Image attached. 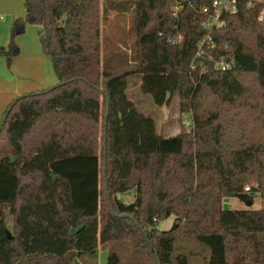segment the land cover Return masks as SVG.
<instances>
[{
	"label": "trees",
	"instance_id": "obj_1",
	"mask_svg": "<svg viewBox=\"0 0 264 264\" xmlns=\"http://www.w3.org/2000/svg\"><path fill=\"white\" fill-rule=\"evenodd\" d=\"M190 1L194 6L174 17L175 0H25V16L14 19L0 56H17V37L37 25L59 83L18 96L0 124V264H81L76 250L63 249L71 219L64 194L78 210L79 228L98 225L107 264H139L123 258L129 245L145 264H189L186 255H173L183 235L210 247L205 264H264V208L223 205L226 198L252 201L244 191L251 182L264 194V4L240 0L237 13L223 14L225 26L211 32L213 59L199 58L192 71L208 32L201 9L212 0ZM110 9L133 10L131 54L103 36ZM177 31L184 41L172 44ZM223 56L234 57L233 69L217 68ZM134 74L157 106L178 95L192 129L158 133L155 119L128 96ZM41 153L70 187L56 199L65 222L51 229L56 251H28L21 235L22 191L48 175L24 168ZM133 190L130 203L118 197ZM173 215L171 228L161 229Z\"/></svg>",
	"mask_w": 264,
	"mask_h": 264
},
{
	"label": "rangeland",
	"instance_id": "obj_2",
	"mask_svg": "<svg viewBox=\"0 0 264 264\" xmlns=\"http://www.w3.org/2000/svg\"><path fill=\"white\" fill-rule=\"evenodd\" d=\"M5 3V6L2 7L3 10H0V28L3 27L5 30L6 41L8 36L10 38L14 13L23 12L24 14V0H5ZM132 17V9L129 11L110 9L109 19L103 27V36L109 39V45L121 47V49L126 46L130 54L135 41V34L132 30ZM38 31L39 26L27 24L25 32L17 37L18 45L21 42L25 47L24 50L26 49L29 53H32L35 48L37 51H42ZM19 47L21 49L20 45ZM44 57V59L37 61L33 65V71L36 72V77H41L43 81L46 79L50 80L53 77L56 79L57 77V83L50 85L55 86L59 83V78L55 72L53 62L49 56L45 55ZM23 66L28 67V62H25ZM141 83V75L134 74L130 76L128 96L142 113L155 119L158 133L164 137H170L181 130L190 131L192 129V114L191 112L181 111L178 95L174 97L170 104L157 106L152 96L142 91ZM36 168L46 169L48 175L43 185L31 184L22 191L23 209L21 223L23 224V230L21 235L28 251H56L59 245V237L51 229L53 227L63 229L65 226V222L56 207V199L58 195L63 194V191H70V187L66 181L58 178L48 169L47 155L45 153L37 155L24 170L32 171ZM131 192L126 196V193H119V197L125 200H131L132 198L134 200L135 191ZM252 200L253 203L248 205L247 201L238 198H226L223 205L227 209L264 208V198L261 194H256ZM61 201L71 215L69 237L63 249L76 250L78 254L77 261L81 264H102V260L104 264H107L109 248H104L100 244L98 225L94 224L87 228H79L76 218L78 210L72 205L70 195H62ZM174 218L175 216L173 215L162 221L159 227L163 230L170 229ZM8 225V235L10 236L13 228L10 218ZM128 248L124 247L121 249L125 260L134 257L139 264H145V257L142 253L130 245ZM96 252H99L98 258L95 256ZM178 254L186 255L189 264H205L211 256V249L196 237L183 235L175 242L173 255L176 256Z\"/></svg>",
	"mask_w": 264,
	"mask_h": 264
},
{
	"label": "crops",
	"instance_id": "obj_3",
	"mask_svg": "<svg viewBox=\"0 0 264 264\" xmlns=\"http://www.w3.org/2000/svg\"><path fill=\"white\" fill-rule=\"evenodd\" d=\"M5 4V0H0V10H3L2 7L5 6ZM25 13L26 11L24 6V14L23 12H15L14 19L16 17L25 16ZM5 39V30L3 27H1L0 45L7 47L10 38L8 36L6 41ZM19 45L21 46V49L20 53L17 56H0V124L2 122L5 110L7 109L9 104L18 96L33 91L47 89L51 87L50 85L52 83H57L58 81L57 77L56 79L53 77L50 80L46 79L45 81H43L41 80V77L37 78V74H35L36 72L33 71V65H35L37 61H41L45 58L43 50L37 51V49L35 48L32 53H29L26 49L24 50L25 47L21 42H19ZM25 62H28V67L23 66ZM128 193L130 192H126L125 196ZM120 199L127 203L133 201V198L131 200H125L124 198ZM95 254V256L98 258L99 252H96ZM102 264H104L103 260Z\"/></svg>",
	"mask_w": 264,
	"mask_h": 264
},
{
	"label": "built area",
	"instance_id": "obj_4",
	"mask_svg": "<svg viewBox=\"0 0 264 264\" xmlns=\"http://www.w3.org/2000/svg\"><path fill=\"white\" fill-rule=\"evenodd\" d=\"M240 0H212L210 5L202 7L201 11L207 15V19L203 22L204 27L208 32L203 36L198 42L197 52L191 64V70L195 71L198 66V59L203 58L208 55L209 58L213 57L210 55L209 50L218 46L217 41L212 37V31L217 28L225 26L226 22L223 18V14H235L238 12V3ZM254 1L264 4V0H250V4ZM189 5L193 7V3L190 0H175V4L172 9V16L178 17L180 11L186 6ZM263 12L261 19L263 17ZM175 30L178 29V26L175 25ZM169 42L172 44H180L184 41V34L177 31L173 35L169 36ZM217 68L221 70H231L235 67V59L233 56H223L216 61ZM255 184L253 182L248 183L244 186V191L249 193L251 196L256 194H261L264 198V194L259 191H255ZM253 201V200H252Z\"/></svg>",
	"mask_w": 264,
	"mask_h": 264
},
{
	"label": "water",
	"instance_id": "obj_5",
	"mask_svg": "<svg viewBox=\"0 0 264 264\" xmlns=\"http://www.w3.org/2000/svg\"><path fill=\"white\" fill-rule=\"evenodd\" d=\"M252 203H253V201H251V200H248V201H247V204H248V205H251Z\"/></svg>",
	"mask_w": 264,
	"mask_h": 264
}]
</instances>
